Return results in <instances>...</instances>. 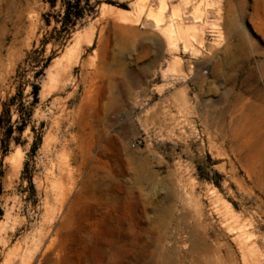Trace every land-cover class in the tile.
Returning <instances> with one entry per match:
<instances>
[{
  "label": "rangeland",
  "instance_id": "1",
  "mask_svg": "<svg viewBox=\"0 0 264 264\" xmlns=\"http://www.w3.org/2000/svg\"><path fill=\"white\" fill-rule=\"evenodd\" d=\"M51 1L0 0V264H264V0Z\"/></svg>",
  "mask_w": 264,
  "mask_h": 264
},
{
  "label": "trees",
  "instance_id": "2",
  "mask_svg": "<svg viewBox=\"0 0 264 264\" xmlns=\"http://www.w3.org/2000/svg\"><path fill=\"white\" fill-rule=\"evenodd\" d=\"M90 0H64V14L62 16L61 24L63 30H67L71 25H74L78 20L84 19L88 12L82 7V3L89 4ZM55 7V2L51 1V8ZM90 13L92 10H89ZM49 24V21L47 22ZM39 86L34 87V95L37 97L39 94ZM15 102V97H13L9 103L5 104V108L0 115V131L2 128L7 127L6 131V140L3 142L2 146L4 148V154L8 151L10 145V138L12 134L15 132L16 127L15 124L12 123V115H11V106ZM18 122V121H17ZM21 130V128H20Z\"/></svg>",
  "mask_w": 264,
  "mask_h": 264
},
{
  "label": "bare ground",
  "instance_id": "3",
  "mask_svg": "<svg viewBox=\"0 0 264 264\" xmlns=\"http://www.w3.org/2000/svg\"><path fill=\"white\" fill-rule=\"evenodd\" d=\"M263 67H264V63H263Z\"/></svg>",
  "mask_w": 264,
  "mask_h": 264
}]
</instances>
